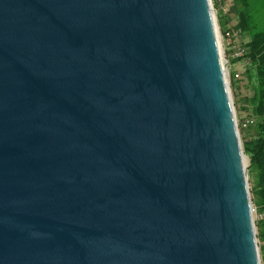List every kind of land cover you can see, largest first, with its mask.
<instances>
[{
  "label": "water",
  "instance_id": "95a60500",
  "mask_svg": "<svg viewBox=\"0 0 264 264\" xmlns=\"http://www.w3.org/2000/svg\"><path fill=\"white\" fill-rule=\"evenodd\" d=\"M0 264H262L210 0H0Z\"/></svg>",
  "mask_w": 264,
  "mask_h": 264
},
{
  "label": "trees",
  "instance_id": "16d2710c",
  "mask_svg": "<svg viewBox=\"0 0 264 264\" xmlns=\"http://www.w3.org/2000/svg\"><path fill=\"white\" fill-rule=\"evenodd\" d=\"M218 17L223 33L241 29L249 38L244 42L248 49V62L244 65L242 76L247 81L248 88L252 90V97L243 99V102L249 103L250 108L238 103L241 80L235 79V71L231 72V87L235 100H238L235 101V105L240 116L239 127L244 141V152L250 161L248 177L253 206L258 213L264 214V0H233L229 12L220 11ZM234 20L237 24L232 28L229 27ZM239 62L242 61L231 60L230 64L236 65ZM244 112L248 113L247 119L253 122L248 129L241 128L246 120L242 117ZM256 230L261 262L264 264V216L262 215L256 220Z\"/></svg>",
  "mask_w": 264,
  "mask_h": 264
},
{
  "label": "built area",
  "instance_id": "2783aa9c",
  "mask_svg": "<svg viewBox=\"0 0 264 264\" xmlns=\"http://www.w3.org/2000/svg\"><path fill=\"white\" fill-rule=\"evenodd\" d=\"M233 0H211V8L212 12L214 13V16L216 14V11H223L225 13L229 12V9L231 8ZM244 33L241 29L237 31H226L225 33L221 34V40H222V46L221 49L223 48L224 51V56L223 61L227 66H230V61L231 60H241L242 63L245 65L248 62L247 59V54H248V49L245 47L244 42L241 40L243 37ZM222 51V52H223ZM226 52V53H225ZM228 53V54H227ZM228 55V56H227ZM240 74L236 73L235 74V79H240ZM253 122L249 119H246L242 125V129H248L249 126H251ZM238 128L239 123L237 124Z\"/></svg>",
  "mask_w": 264,
  "mask_h": 264
},
{
  "label": "rangeland",
  "instance_id": "374dc122",
  "mask_svg": "<svg viewBox=\"0 0 264 264\" xmlns=\"http://www.w3.org/2000/svg\"><path fill=\"white\" fill-rule=\"evenodd\" d=\"M211 1V0H210ZM219 12L220 11H216V14H215V20H216V28H217V31H218V38H219V41H220V45L222 46V40H221V34L223 33L222 32V30H221V27H220V23H219V17H218V15H219ZM223 13H225V12H223ZM235 19V18H234ZM237 24V22H236V20H234L233 22H232V24H230V26L229 27H233V26H235ZM249 38H248V35L247 34H244L243 35V37L241 38V40L243 41V42H245V41H247ZM222 42V43H221ZM223 51V48L221 49V52ZM226 53V52H225ZM222 54H223V56H224V51L222 52ZM224 66H225V70H226V77H227V80H228V85H229V90H230V93H231V97H232V102H233V104H234V110H235V116H236V122H237V124L239 123V113L237 112V106L235 105V101L237 102L238 100H235V98H234V95H233V91H232V87H231V72H233V71H235L236 73H239L240 75H241V78L239 79V80H241V84H240V86H241V93H240V95H239V101H238V103H239V105L240 104H242V105H244V107H247V108H250L249 107V103H245V102H243L244 100V98L246 97V98H251L252 97V90L250 89V88H248V83H247V81H245L244 80V78H243V76H242V73H243V71H244V68H245V66H244V64L242 63V62H239V63H237L236 65L234 64V65H230V66H227L225 63H224ZM245 103V104H244ZM247 114L248 113H246V112H244L243 114H242V117L243 118H245V119H247ZM239 129V128H238ZM251 133L253 132L254 133V131H250ZM239 133H240V129H239ZM240 139H241V144H242V149H243V155H244V162H245V166L247 167V170L249 169V166H250V161H249V158H248V156L245 154V152H244V141H242V137H241V134H240ZM249 186H250V184H249ZM251 192V191H250ZM251 199H252V195H251ZM252 206H253V201H252ZM261 215H262V217L264 216V214H260V213H258L257 211H256V209H255V207L253 206V216H254V222H255V226H256V220H258V219H260V217H261ZM256 232H257V230H256ZM258 246H259V244H258ZM259 249H260V247H259Z\"/></svg>",
  "mask_w": 264,
  "mask_h": 264
}]
</instances>
